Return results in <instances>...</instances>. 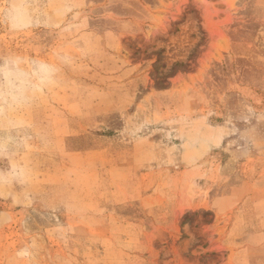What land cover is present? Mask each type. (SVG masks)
<instances>
[{"label":"rangeland","instance_id":"1","mask_svg":"<svg viewBox=\"0 0 264 264\" xmlns=\"http://www.w3.org/2000/svg\"><path fill=\"white\" fill-rule=\"evenodd\" d=\"M0 264H264V0H0Z\"/></svg>","mask_w":264,"mask_h":264}]
</instances>
